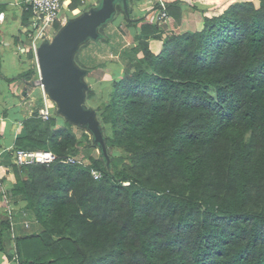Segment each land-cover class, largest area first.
Listing matches in <instances>:
<instances>
[{
  "label": "trees",
  "instance_id": "trees-1",
  "mask_svg": "<svg viewBox=\"0 0 264 264\" xmlns=\"http://www.w3.org/2000/svg\"><path fill=\"white\" fill-rule=\"evenodd\" d=\"M212 11L201 30L167 34L159 54L141 40L143 57L99 109L135 164L129 170L66 162L79 142L55 115L43 121L35 109L23 122L15 149L57 160L12 164L16 201L27 200L28 218L42 226L17 238L18 264H91L84 246L103 251L97 264H264V207L248 206L264 168V0ZM224 158L223 193L201 192ZM170 170L181 176L177 189L158 181ZM5 236L0 251L13 259Z\"/></svg>",
  "mask_w": 264,
  "mask_h": 264
},
{
  "label": "crops",
  "instance_id": "crops-1",
  "mask_svg": "<svg viewBox=\"0 0 264 264\" xmlns=\"http://www.w3.org/2000/svg\"><path fill=\"white\" fill-rule=\"evenodd\" d=\"M72 1L64 0L60 16L62 21L55 22L49 35L59 32L65 26L63 21L66 16H75L78 19L90 14L93 10L101 9L104 0H75V7L71 8ZM167 1L169 18L164 23L158 24L155 22L159 9L156 0H114V12L97 28V37L81 42L74 53L75 65L85 71L81 80L88 89L90 85L86 82V78L93 77L96 83L108 81L110 78L108 91H111L115 81L126 72L134 70L135 64L132 59L143 57L141 40L149 44L154 54H159L167 34H181L185 25L191 26L195 20L198 24L193 25V31L201 30L204 16L214 14L212 9L220 0ZM30 9L27 0H0V13L5 14L4 19L0 20V232L8 235L10 231L8 213L11 211L16 223L14 231L17 238L34 234L30 232V227L26 228L23 223V220L34 223L28 218L25 210L28 201L23 199L16 201V196L13 194L15 177L12 169V152L16 140L25 134L23 122L32 116L34 108L28 105L29 90L24 86L13 87L14 82L8 84L4 78H15L25 70L24 67H29L28 61L33 52L31 40L26 35L32 25ZM26 16L27 22L24 21ZM167 28L175 32H167ZM44 43H46L45 39L40 42V46ZM25 81L16 82L25 85ZM20 91L23 97H19ZM107 101L108 97L104 100L105 104ZM58 125L63 124L58 121ZM38 231L36 229V233ZM0 264H18V262L10 259L4 250L0 251Z\"/></svg>",
  "mask_w": 264,
  "mask_h": 264
},
{
  "label": "rangeland",
  "instance_id": "rangeland-1",
  "mask_svg": "<svg viewBox=\"0 0 264 264\" xmlns=\"http://www.w3.org/2000/svg\"><path fill=\"white\" fill-rule=\"evenodd\" d=\"M224 1L226 0H220L218 4ZM234 1L238 2L239 4L253 2L257 6H259L261 3V0H234ZM228 5L229 3H227L225 7H227ZM74 20H76L75 16H66L65 21H63L64 22L63 24L67 25L68 22ZM197 22L198 21L195 20L192 23L193 25L197 26L198 24ZM193 25L188 26L186 24L185 28H183L182 31L184 33L186 31L194 32L192 28ZM168 28H167V32H175L174 30H169ZM182 31L181 33H183ZM57 33L58 32H55L54 34L49 35L45 39L46 43H52L53 39L57 36ZM33 56L34 57L31 56V59L28 61L29 67H24V69L28 70L29 68H35L36 73L31 75L29 79L25 81L24 83L25 85H20L19 84L20 82H14L12 85L13 87L20 86V88H22L24 86L25 88H27V90H29L30 92V94L27 95L28 105L33 107L34 110L35 109L39 110L43 106L42 98L44 96V88L41 85L40 74L38 72L35 54ZM110 80L111 79L109 78L108 81H102L96 83L95 78L93 77H89L88 79L86 78V82L90 85V89H88L87 91L85 90L86 99L84 101V107H85L84 109L92 110L96 113L97 120L99 122V130L101 133L100 138L96 137L95 133L90 129L88 123H77L76 121H73L74 123H72L71 121H69L68 117L61 111L58 102L52 100L49 97L50 107L52 108L51 111L53 115H55L58 118L57 120L60 121V124H65V126H67L73 132V134L76 136L79 142L72 148V151L70 153L71 158L79 161L80 164H83L85 166H92L95 162H97L96 165H98L102 169L108 168L114 171L129 170L131 167L135 166L134 162L130 158V155L122 148H120L118 145H115L112 142L113 132L111 127L104 126L99 118L98 111L101 107L105 106L104 100L107 97H109L110 95L109 92H111L108 91L110 90V83H111ZM211 95L215 100H217V96L215 92L212 91ZM19 97H23L21 91ZM102 145L105 146V149H103ZM224 161H225L224 163L221 162L218 166H213L212 170L208 172L205 179V187L204 189L201 190V192L206 193V191H210L214 194L223 193V191L225 190L226 183L229 181V173L227 168L230 165L228 159ZM170 171L172 173L168 172V176L162 179H158V181L161 182V185L163 187H166L168 190L177 189L178 188L177 181L181 176L178 171L175 172H173V170ZM255 179L256 180L254 182L253 179L251 180V183L253 185V189H252L253 191L251 193L252 199L248 203L249 204L248 206L249 208L259 209L264 207V168L260 171L259 177ZM39 187L41 191L42 190L41 187H43V185H39ZM33 224L30 227V232L36 233V229L39 230L38 232H40L42 226H39L36 223L34 225ZM84 247L91 257L90 258L91 264H97L101 256L103 255V251L96 250L90 246H84ZM108 262H110V259Z\"/></svg>",
  "mask_w": 264,
  "mask_h": 264
},
{
  "label": "water",
  "instance_id": "water-1",
  "mask_svg": "<svg viewBox=\"0 0 264 264\" xmlns=\"http://www.w3.org/2000/svg\"><path fill=\"white\" fill-rule=\"evenodd\" d=\"M114 12V0H104L101 9L68 22L53 39L37 50L40 81L44 92L57 101L61 111L74 123H88L90 129L100 138L96 113L85 110L87 85L81 77L85 71L79 69L73 60L81 42L97 37V28L105 23ZM103 149L105 146L102 145Z\"/></svg>",
  "mask_w": 264,
  "mask_h": 264
},
{
  "label": "built area",
  "instance_id": "built-area-1",
  "mask_svg": "<svg viewBox=\"0 0 264 264\" xmlns=\"http://www.w3.org/2000/svg\"><path fill=\"white\" fill-rule=\"evenodd\" d=\"M27 3L32 11V25L31 29L26 32V35L31 40L32 49L34 51L35 59L37 62L38 72L40 74L37 60V50L40 47V42L49 36L50 29L54 28L55 22L62 21V19H60V16L64 0H27ZM156 4L158 5L159 9L155 16V22L158 24H162L169 18L168 1L156 0ZM4 17L5 14L0 13V20H3ZM42 99L43 106L39 111V117L43 121H48L53 117L49 96L44 92V96ZM56 160L57 156L53 152L46 150L14 149L12 152L13 164L20 167L32 166L36 164L49 166L55 163ZM66 162L80 164L79 161L74 160L71 157H69ZM92 174L95 179H99L102 176V173L96 170H93ZM8 216L10 221V231L6 236L7 239L5 242L9 245L10 252L13 254V260H18L17 236L14 231L16 223L11 211L8 213ZM23 221L26 228L31 227L32 222L28 220Z\"/></svg>",
  "mask_w": 264,
  "mask_h": 264
}]
</instances>
